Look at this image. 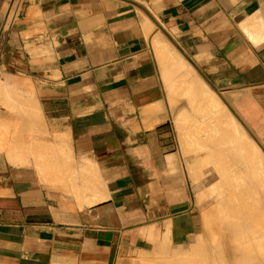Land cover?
Wrapping results in <instances>:
<instances>
[{"label":"crops","instance_id":"0c3cea01","mask_svg":"<svg viewBox=\"0 0 264 264\" xmlns=\"http://www.w3.org/2000/svg\"><path fill=\"white\" fill-rule=\"evenodd\" d=\"M172 49L264 147V0H0V264H117L203 237Z\"/></svg>","mask_w":264,"mask_h":264},{"label":"bare ground","instance_id":"6f19581e","mask_svg":"<svg viewBox=\"0 0 264 264\" xmlns=\"http://www.w3.org/2000/svg\"><path fill=\"white\" fill-rule=\"evenodd\" d=\"M173 55V59L176 62L174 60H172V63H170L171 61L169 62L171 64V71L174 77L173 80L177 83L179 81V88L183 89L181 96L183 99H186L187 102L185 103H188L187 105L189 111H193L191 112L192 114L194 113V111H196V113L198 114L203 110L205 114L207 113L206 115L202 116L203 118L206 116L207 122L205 120L206 126H204V123V125H201V127L204 126V128H201V130H204L203 135L206 139L205 141L207 142V144L204 146V149L208 150L209 157L205 158L206 160H204V164L202 167L209 165V168L203 175L200 173L201 175L199 176L197 175L196 171H194L196 174H193V177L196 179V175L199 178L209 176L214 180V184L207 186L205 197L209 199L208 202L210 201L212 204H214L212 210L214 209L215 211V225L217 230L214 234H211L209 236V238L211 239L210 245H206L205 243H203V246H201L202 244L198 246L197 238L193 240L197 245L194 242L190 243V245L187 244L189 250L191 251H189V253L185 251L187 250L186 246L176 245L177 248H175V250L168 248V246H170V244L166 240L168 237H166L165 239L162 238V240L164 239V242H160L161 246L159 245V249H161V251L158 249V252H160L162 256L158 258L159 254L156 253V258V256L154 257L152 254L151 257L156 258V260L158 259L157 261H155L150 260L149 258L147 259V257L149 256L148 255L147 257H144L146 258V262H143L145 264H264V252L261 253L264 250V161H262V157L259 154L257 155L255 154L256 152H253L254 149L251 145L250 147L253 149L252 151L249 146H247L249 145V142L243 135L245 133H242L243 131L241 130V128L238 129V125L236 128L234 120L230 116L228 117V119L225 118L227 116H223L225 115V113H221L223 112L222 103L217 100V97L214 96L212 91L207 87V84H205L202 79H200L201 77L198 76L199 78L195 79V75H193L194 70L189 66V64L180 59V56L178 57V54ZM162 68H164V66ZM187 72H190L192 76L188 75ZM176 79L178 81H176ZM175 82H172V84ZM177 83H175L176 86L174 87L176 88V90L172 88L175 90V92L179 90L177 89ZM175 96L176 95L173 94L172 98L174 97V99L177 100V97ZM7 98L13 99L11 97ZM16 101L18 102L19 100H15L14 104H16ZM33 101L35 100H32L31 102ZM36 102L35 105L37 104ZM17 105L19 104L17 103ZM33 105L34 103L32 104V106ZM23 106H26V104H24ZM29 109H27L26 112ZM34 110H36V108ZM203 112L202 114H204ZM14 113H16V111ZM21 114L22 113L20 112V115ZM33 116H35L34 113L32 114V117ZM177 117L179 119L180 116L178 115ZM28 118L26 117V120ZM201 118L199 119L200 121ZM192 119L194 118H191L189 121L191 122ZM180 121L184 122L185 120ZM239 130H241L242 132ZM192 132H194V130ZM190 149L192 148L190 147ZM39 162H37V164H39ZM205 162L206 164H208L205 165ZM42 163L44 162L41 161L40 166L43 165L42 168L43 170H45V166ZM188 173L191 174L193 172L189 170ZM82 179L84 178H81L80 181ZM195 179H193V181ZM86 190L89 191V187ZM81 196H83V194ZM100 197L101 196H98L97 198L100 199ZM102 198L104 199L105 197ZM211 222L213 221L211 220ZM255 231L258 232V235H256V233L254 235L253 232ZM198 242L200 244V241ZM191 244L195 245L192 246ZM260 246H262V249H260ZM258 247L260 248L258 249ZM140 258L138 259L141 260ZM142 260H144L143 256Z\"/></svg>","mask_w":264,"mask_h":264},{"label":"rangeland","instance_id":"374dc122","mask_svg":"<svg viewBox=\"0 0 264 264\" xmlns=\"http://www.w3.org/2000/svg\"><path fill=\"white\" fill-rule=\"evenodd\" d=\"M177 51H175V50H166V51H162V58H161V61H162V64H163V66H164V68H163V80L165 81V84H166V87H167V103H168V108H169V110H170V113H171V119H172V121L174 122V124H175V126H176V128H177V131H178V134H179V137L181 138V141L184 143V144H187V143H192V145L193 144H196V145H194L193 147L195 148L194 150L196 151V155H197V161H196V169H195V171H196V173H197V175H203L204 173H205V171L209 168L208 166H205V167H202L203 166V164H204V160H206L205 158H207V157H209V153H208V150H205L204 149V143H206L207 144V142L205 141V137H204V135H203V132H204V130L202 131L201 130V128H204V126H206V122H207V118H206V116L203 118L202 116H204V115H206L203 111V113L204 114H202V112H199V113H201V114H197L196 113V111H194V115L191 113V112H193V111H189V108H188V103H185V102H187L186 101V99H183L182 98V96H181V93H182V91H183V89L182 88H179V81L176 79V81H178V83L177 82H175L173 79H174V77H173V75H172V71H171V64L170 63H172V60H174L173 58H174V55L173 54H178V57L180 58V59H182L183 61H185L186 63H188L192 68H193V70H194V73H193V75H195V79L196 78H199V77H201L200 79H202V81L205 83V84H207V87L212 91V93L214 94V96H216L217 97V100H219V102H221L222 103V111L223 112H221L222 114L223 113H225V115H223V116H227V117H225L226 119H228V117L230 116L233 120H234V122H235V125H236V128H237V125H238V129H240L241 128V130L243 131H241V130H239V131H241L242 133H245V134H243L244 135V137H246L247 138V140H248V144L249 145H247V146H249V148L251 149V151L253 150V152L255 153V154H259L262 158V161H264V147L263 146H261L260 144H259V142L257 141V139L255 138V136H254V134L252 133V131L250 130V129H247L246 127H245V125H243L242 124V122L239 120V118H237V116H236V114H235V112L232 110V108H230V106H228L227 104H226V102H225V100L223 99V97H222V95L220 94V93H218L217 91H215L214 90V88L211 86H209L210 85V83L209 82H205V80H204V76H203V74L196 68V67H194L191 63H190V61H188L183 55H181V54H179L178 52L176 53ZM166 56V57H165ZM171 57V58H170ZM171 61V62H170ZM175 61V60H174ZM165 64H164V63ZM170 62V63H169ZM176 62V61H175ZM165 68H166V70H165ZM170 70V71H169ZM168 71V72H167ZM187 74L188 75H190V76H192L191 75V73L190 72H187ZM197 74V75H196ZM199 76V77H198ZM167 79V80H166ZM167 81H169V82H167ZM172 82H175V83H177L178 84V86H177V89H179L178 91H176L175 92V90H176V88H174L176 85H175V83H173L172 84ZM172 85V86H171ZM180 87H181V84H180ZM172 88H174V89H172ZM170 91V92H169ZM171 91H172V93H171ZM174 91V92H173ZM181 91V92H180ZM176 93H179V94H176ZM170 94V95H169ZM173 94H175L176 96L175 97H177V100H175L174 99V97L172 98V95ZM178 95V96H177ZM170 97V99H169V97ZM180 96V97H179ZM179 97V98H178ZM181 98H182V100H181ZM172 99V100H171ZM174 99V100H173ZM170 100V101H169ZM174 101V102H173ZM175 102H176V104H175ZM173 105V106H172ZM183 106V107H182ZM176 111V112H175ZM192 115H191V114ZM227 113V114H226ZM180 116L181 117V119H180V117H179V119L180 120H182V121H184V122H181L179 119H178V117L177 116ZM197 117H196V116ZM192 116H194V117H192ZM196 117V118H195ZM202 117V118H201ZM191 118H194V119H192V121L190 122L189 120L191 119ZM198 118V119H197ZM201 118V121L199 120ZM188 120V121H187ZM197 120V121H196ZM205 120H206V122H205ZM186 122V123H185ZM196 122V123H195ZM190 123V124H189ZM205 125H204V124ZM204 125V126H202L201 127V125ZM190 126V127H189ZM199 127V128H198ZM193 128V129H192ZM194 130V132H192ZM190 132H191V134H190ZM196 132V133H195ZM192 133H194V134H192ZM198 138V139H197ZM204 138V139H203ZM245 138V139H246ZM188 140H189V142H188ZM194 140H195V142H194ZM193 141V142H192ZM246 143H247V141H246ZM253 144V145H252ZM199 145V146H198ZM250 145L252 146V148L250 147ZM191 148H192V150H193V147L192 146H190ZM189 147V148H190ZM197 147V148H196ZM206 151V152H205ZM259 152V153H258ZM206 153V154H205ZM201 158V159H200ZM207 162V161H206ZM206 162H205V165H207L206 164ZM201 168V169H199V168ZM199 173V174H198ZM201 173V174H200ZM203 177H201L200 179H199V183H197V184H199V186H198V192H197V195H196V206H197V208L199 209V212H200V215H201V221H202V233L204 234L203 235V237H199L198 238V240H197V243H198V246L199 245H201V246H203V243H205L206 245H210L211 244V239L209 238V236L211 235V234H214L215 233V231L217 230L216 229V225H215V215H214V213H215V211H214V209L212 210V208L214 207V204H212L210 201L208 202V200L209 199H207L206 197H205V191H206V185H205V183H204V180L202 179ZM207 183H208V185L210 186L211 184H214V180L212 179V178H210L209 176H208V179H207ZM202 191V192H201ZM211 203V204H210ZM209 209H211V210H209ZM206 210H209L208 211V217H209V219L207 220V222H208V224L205 226V224H204V221H203V214H204V211H206ZM211 220L213 221V222H211ZM210 221V222H209ZM210 223V224H209ZM210 226V227H209ZM261 228V227H260ZM208 230H210V231H208ZM258 230H260V229H258ZM209 232V233H208ZM208 233V234H207ZM254 233V235H255V233H256V235H258V232L257 231H255V232H253ZM252 233V234H253ZM207 234V235H206ZM198 241H200V244H199V242ZM213 243V242H212ZM196 244V243H195ZM195 244H193V245H195ZM190 245V244H189ZM192 245V244H191ZM192 245V246H193ZM197 245V244H196ZM168 246V245H167ZM261 247V248H260ZM260 247H258V249L260 248V249H262V246H260ZM168 248H170V249H173V250H175V248H177V247H174V246H172V245H170V246H168ZM158 249L159 248H157L156 250L155 249H150V248H148V250L147 251H145V252H137V253H132L129 257H120L119 258V260L117 261V264H140V261H141V264H145L144 262H146L145 261V259L146 258H144V257H147L148 255L150 256H148L147 257V259L149 258L150 260H155V261H157L156 260V258H157V254L156 253H158L159 254V256H158V258L160 257V256H162L161 254H160V252H158ZM186 249L187 250H185L187 253H189V247L188 246H186ZM160 251H161V249H159ZM172 251V250H171ZM258 251V250H257ZM260 251H262V250H260ZM191 252V251H190ZM264 252V250L261 252V253H263ZM152 254H153V256L155 257L156 256V258H153V257H151L152 256ZM191 254V253H190ZM137 255V256H136ZM142 256H143V259L144 260H142ZM141 257V258H140ZM262 257H263V255H262ZM137 258V259H136ZM138 258H140L141 260H139ZM151 258H153V259H151ZM264 258V257H263ZM138 260V261H137ZM264 260V259H263ZM135 261V262H134ZM137 261V262H136ZM144 261V262H143ZM148 264V263H147Z\"/></svg>","mask_w":264,"mask_h":264},{"label":"built area","instance_id":"2783aa9c","mask_svg":"<svg viewBox=\"0 0 264 264\" xmlns=\"http://www.w3.org/2000/svg\"><path fill=\"white\" fill-rule=\"evenodd\" d=\"M16 12H17V6H15L14 8H12L9 12V22L11 23V21L15 18L16 16Z\"/></svg>","mask_w":264,"mask_h":264},{"label":"water","instance_id":"95a60500","mask_svg":"<svg viewBox=\"0 0 264 264\" xmlns=\"http://www.w3.org/2000/svg\"><path fill=\"white\" fill-rule=\"evenodd\" d=\"M205 82H208L205 78H204ZM211 87V85H209Z\"/></svg>","mask_w":264,"mask_h":264}]
</instances>
